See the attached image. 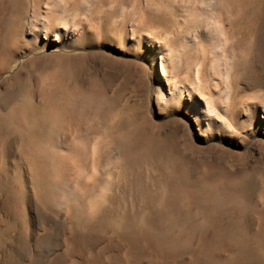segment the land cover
<instances>
[{"label":"rangeland","instance_id":"rangeland-1","mask_svg":"<svg viewBox=\"0 0 264 264\" xmlns=\"http://www.w3.org/2000/svg\"><path fill=\"white\" fill-rule=\"evenodd\" d=\"M0 264H264V0H0Z\"/></svg>","mask_w":264,"mask_h":264}]
</instances>
